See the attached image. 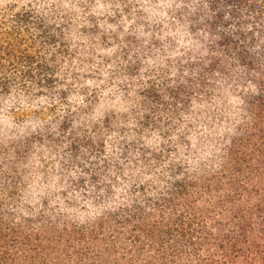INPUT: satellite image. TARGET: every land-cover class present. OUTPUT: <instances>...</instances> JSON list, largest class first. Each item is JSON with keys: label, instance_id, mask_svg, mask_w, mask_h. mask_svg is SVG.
Returning a JSON list of instances; mask_svg holds the SVG:
<instances>
[{"label": "trees", "instance_id": "1", "mask_svg": "<svg viewBox=\"0 0 264 264\" xmlns=\"http://www.w3.org/2000/svg\"><path fill=\"white\" fill-rule=\"evenodd\" d=\"M0 264H264V0H0Z\"/></svg>", "mask_w": 264, "mask_h": 264}]
</instances>
